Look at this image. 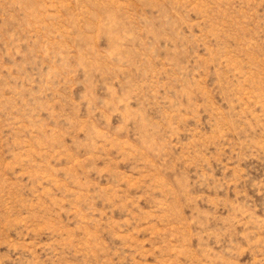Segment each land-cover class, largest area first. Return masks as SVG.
I'll return each mask as SVG.
<instances>
[{
  "label": "rangeland",
  "instance_id": "obj_1",
  "mask_svg": "<svg viewBox=\"0 0 264 264\" xmlns=\"http://www.w3.org/2000/svg\"><path fill=\"white\" fill-rule=\"evenodd\" d=\"M0 264H264V0H0Z\"/></svg>",
  "mask_w": 264,
  "mask_h": 264
}]
</instances>
